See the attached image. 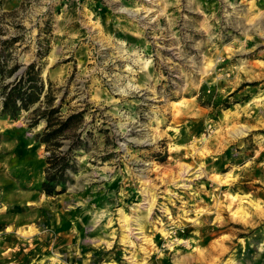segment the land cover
<instances>
[{
  "label": "rangeland",
  "instance_id": "obj_1",
  "mask_svg": "<svg viewBox=\"0 0 264 264\" xmlns=\"http://www.w3.org/2000/svg\"><path fill=\"white\" fill-rule=\"evenodd\" d=\"M0 64V264H264V0H0Z\"/></svg>",
  "mask_w": 264,
  "mask_h": 264
},
{
  "label": "trees",
  "instance_id": "obj_2",
  "mask_svg": "<svg viewBox=\"0 0 264 264\" xmlns=\"http://www.w3.org/2000/svg\"><path fill=\"white\" fill-rule=\"evenodd\" d=\"M2 72L3 66L0 64V73ZM40 74L41 70L36 69L34 63L30 64L20 79H16L4 87V112L16 116L18 111L28 110L30 106L39 101L43 92V85L39 83ZM40 112L39 118L35 119L33 124H38L40 119L46 120V126L40 139L50 152V155L46 157L48 164L46 177L42 181L40 189L48 195H55L64 192V176L70 163L69 157L65 154L62 155V152H57L62 146L61 138L66 135L67 129H74L78 125L82 114H73L66 119H61L57 118L58 108L47 107ZM58 187L61 188L58 189Z\"/></svg>",
  "mask_w": 264,
  "mask_h": 264
},
{
  "label": "bare ground",
  "instance_id": "obj_3",
  "mask_svg": "<svg viewBox=\"0 0 264 264\" xmlns=\"http://www.w3.org/2000/svg\"><path fill=\"white\" fill-rule=\"evenodd\" d=\"M56 53H57V50L54 49V50L52 51V55H51V57H50L51 60L54 59V56L56 55ZM237 132H238V130H237ZM185 172H186V171H185ZM184 175H185V174H184ZM234 197H235V198H239V195H235ZM246 198H247V197H246Z\"/></svg>",
  "mask_w": 264,
  "mask_h": 264
}]
</instances>
